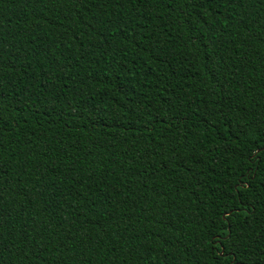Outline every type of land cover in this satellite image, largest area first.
Instances as JSON below:
<instances>
[{
    "label": "trees",
    "instance_id": "obj_1",
    "mask_svg": "<svg viewBox=\"0 0 264 264\" xmlns=\"http://www.w3.org/2000/svg\"><path fill=\"white\" fill-rule=\"evenodd\" d=\"M0 264H264V0H0Z\"/></svg>",
    "mask_w": 264,
    "mask_h": 264
}]
</instances>
